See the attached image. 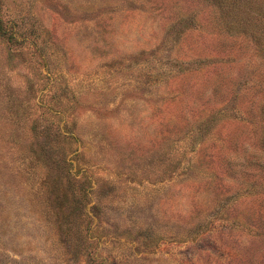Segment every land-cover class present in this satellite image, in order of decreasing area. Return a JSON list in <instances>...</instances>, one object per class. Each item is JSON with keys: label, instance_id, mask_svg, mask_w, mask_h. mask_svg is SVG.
<instances>
[{"label": "rangeland", "instance_id": "1", "mask_svg": "<svg viewBox=\"0 0 264 264\" xmlns=\"http://www.w3.org/2000/svg\"><path fill=\"white\" fill-rule=\"evenodd\" d=\"M0 264H264V0H0Z\"/></svg>", "mask_w": 264, "mask_h": 264}]
</instances>
